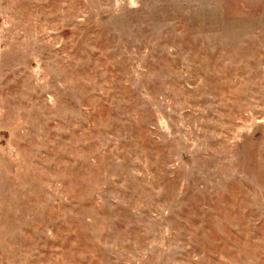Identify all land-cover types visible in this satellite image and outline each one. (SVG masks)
I'll return each mask as SVG.
<instances>
[{
  "label": "rangeland",
  "instance_id": "rangeland-1",
  "mask_svg": "<svg viewBox=\"0 0 264 264\" xmlns=\"http://www.w3.org/2000/svg\"><path fill=\"white\" fill-rule=\"evenodd\" d=\"M0 264H264V0H0Z\"/></svg>",
  "mask_w": 264,
  "mask_h": 264
}]
</instances>
